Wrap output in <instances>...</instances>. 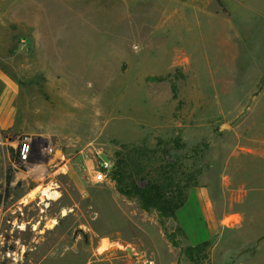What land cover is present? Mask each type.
<instances>
[{
	"label": "rangeland",
	"instance_id": "rangeland-1",
	"mask_svg": "<svg viewBox=\"0 0 264 264\" xmlns=\"http://www.w3.org/2000/svg\"><path fill=\"white\" fill-rule=\"evenodd\" d=\"M40 1L0 0V105L5 97L16 109L13 129L2 135L9 145L0 157V264H40L54 254L115 264H264L243 150L254 128L250 111L264 105L255 98L264 93V29L240 38L197 30L140 37L147 33L140 0L128 7L109 0L108 21L81 14L73 0ZM44 21L54 30L41 31ZM177 138L183 149L174 148ZM23 141L27 165L19 159ZM140 146L159 147L157 157L182 158L195 171L188 199L205 194L211 212L201 206V215L211 214L217 227L207 259L184 253L190 240L180 219L162 227L156 212L119 194L116 155ZM101 160L109 163L107 179L96 182ZM44 190L56 193L48 198ZM186 220L194 223L192 215ZM79 228L88 242L74 238ZM53 260L44 263L63 264Z\"/></svg>",
	"mask_w": 264,
	"mask_h": 264
},
{
	"label": "crops",
	"instance_id": "crops-1",
	"mask_svg": "<svg viewBox=\"0 0 264 264\" xmlns=\"http://www.w3.org/2000/svg\"><path fill=\"white\" fill-rule=\"evenodd\" d=\"M108 1L73 0V4L80 7L79 12L83 15L86 13L97 15L99 13L102 15L100 20L108 21L113 20L111 11L107 12L105 8ZM118 3L119 6L127 7L130 4L129 0H119ZM40 5L46 7L48 2L42 0ZM81 20L86 19L82 18ZM226 22L228 28L225 26ZM140 27L147 31V33H141L140 37L165 35L178 37L181 36L179 31L191 33L194 30L200 31L204 37L222 38L228 34L227 32H232V36L238 38L253 37L255 32H262L264 29V0H140ZM263 97L264 93L255 98L257 101H264ZM2 101L3 104L0 105V157H4V150L9 145L2 135L13 129L16 114V109L11 104L12 100L9 101L4 97ZM261 108L263 109L261 111H250L254 117L252 120L254 128L252 127L249 146L243 148L248 152L247 156L251 161L250 174L252 175L249 180L248 205L254 214L251 221L257 224L256 228L258 229L264 228V120H261L264 117V105ZM234 157L237 155L234 154ZM201 206H209L211 212L210 203L205 194H201L197 200L194 194H191L186 206L180 209L177 214L188 234L190 246L193 247L211 239L210 236L215 234L217 229L212 222L211 214L210 216L201 215L203 212ZM189 215H192L195 226L193 222H191V226L187 223L186 219ZM104 245L109 246L108 242ZM50 256L41 260L40 264H45L44 262L50 258L63 264L70 262L115 264L112 259L89 258L77 254H54Z\"/></svg>",
	"mask_w": 264,
	"mask_h": 264
},
{
	"label": "trees",
	"instance_id": "trees-1",
	"mask_svg": "<svg viewBox=\"0 0 264 264\" xmlns=\"http://www.w3.org/2000/svg\"><path fill=\"white\" fill-rule=\"evenodd\" d=\"M160 141L159 144H161ZM176 150L183 149L181 139L172 141ZM160 146V145H159ZM159 147L148 150L140 146V149L118 152L116 162L112 166L111 177L116 183L120 195L127 199L138 201L140 208L147 212H156L162 227L168 219L178 220L177 214L188 201V191L196 187L195 171L188 169L182 158L169 155L157 157ZM148 154H153V161ZM188 170V172L186 171ZM11 174L6 176V186L11 183ZM8 194V188L5 189ZM3 194H0V206ZM179 231L182 229L179 228ZM210 241H205L197 246H189L184 253L192 262H195V254H203L207 259Z\"/></svg>",
	"mask_w": 264,
	"mask_h": 264
},
{
	"label": "built area",
	"instance_id": "built-area-1",
	"mask_svg": "<svg viewBox=\"0 0 264 264\" xmlns=\"http://www.w3.org/2000/svg\"><path fill=\"white\" fill-rule=\"evenodd\" d=\"M27 145L28 149H27V157H25V159L22 158L21 154H22V147ZM28 155H29V144L25 143V141L22 142V145L20 146V150H19V159L21 161L22 164L27 165V161H28ZM109 169V163L106 160H101L100 163L98 164V166L94 169V180L96 182H104L107 179V172Z\"/></svg>",
	"mask_w": 264,
	"mask_h": 264
},
{
	"label": "bare ground",
	"instance_id": "bare-ground-1",
	"mask_svg": "<svg viewBox=\"0 0 264 264\" xmlns=\"http://www.w3.org/2000/svg\"><path fill=\"white\" fill-rule=\"evenodd\" d=\"M65 3H68V2H65ZM65 5V4H64ZM90 9H91V7H90ZM73 10V9H72ZM43 12V11H42ZM53 12V11H52ZM87 14V13H86ZM59 15V14H58ZM88 15V14H87ZM55 17H56V14H55ZM80 17V16H79ZM58 18V17H57ZM75 17H73V19H74ZM77 18V17H76ZM51 19V18H50ZM72 19V18H71ZM73 19H72V22H74L73 21ZM52 20H53V18H52ZM80 20V19H79ZM70 21V20H69ZM77 21V20H76ZM45 22V21H44ZM55 22H57V21H55ZM72 22H70V23H72ZM78 22V21H77ZM46 23V22H45ZM65 23H67V21H65ZM47 24V23H46ZM44 25V24H41L42 25V30L41 31H43V32H45L46 33V31L48 32V31H50V30H54V28L51 26V24H47V25ZM73 24V23H72ZM74 24H75V22H74ZM40 25V26H41ZM40 26H39V28H40ZM65 26V25H64ZM63 26V27H64ZM62 26H61V28H63ZM75 27V26H74ZM60 28V27H59ZM68 29V28H67ZM62 30H63V32H64V30H66V27L64 28V29H60V31H59V35H60V32H62ZM72 30H73V27H72ZM67 31V30H66ZM65 31V32H66ZM69 32H70V29L68 30ZM64 32V33H65ZM63 33V34H64ZM68 33V32H67ZM57 35H58V33H57ZM43 43V42H42ZM45 43V42H44ZM44 45V44H43ZM45 46V45H44ZM44 192V195L45 196H47L48 198H50L53 194H55L56 192H49V190H44L43 191ZM65 216V215H64ZM225 224V223H224ZM123 247H121V249H122Z\"/></svg>",
	"mask_w": 264,
	"mask_h": 264
},
{
	"label": "water",
	"instance_id": "water-1",
	"mask_svg": "<svg viewBox=\"0 0 264 264\" xmlns=\"http://www.w3.org/2000/svg\"><path fill=\"white\" fill-rule=\"evenodd\" d=\"M222 128V127H221ZM42 196V192H38L35 196H32L28 199V202H32L33 200H37V199H40ZM78 236H81L86 242H88V235L86 234V232L79 228L75 231V234H74V238H78ZM127 251L130 255H133V250L131 247H128L127 246Z\"/></svg>",
	"mask_w": 264,
	"mask_h": 264
}]
</instances>
